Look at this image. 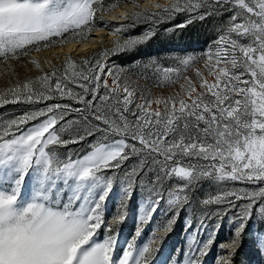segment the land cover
Masks as SVG:
<instances>
[{"label":"snow or ice","instance_id":"6c2138e0","mask_svg":"<svg viewBox=\"0 0 264 264\" xmlns=\"http://www.w3.org/2000/svg\"><path fill=\"white\" fill-rule=\"evenodd\" d=\"M143 6L0 0V65L17 77L0 89V106L53 101L0 120V264H205L213 249L216 264H252L253 250L264 256V0ZM178 13H194L175 25L181 29L219 15L218 35L200 55L177 56L171 66L144 64L158 86L179 85L146 95L132 79L136 71L108 58L146 43ZM145 23L152 27L142 35L128 34ZM105 31L111 47L79 61L69 53L60 66L45 61V71L31 56L65 45L85 51L91 33ZM32 69L36 75H23ZM203 180L219 191L200 201L206 211L181 262L162 251L163 240ZM137 187L135 232L118 247Z\"/></svg>","mask_w":264,"mask_h":264},{"label":"rangeland","instance_id":"374dc122","mask_svg":"<svg viewBox=\"0 0 264 264\" xmlns=\"http://www.w3.org/2000/svg\"><path fill=\"white\" fill-rule=\"evenodd\" d=\"M137 3L142 5L141 11L144 9V4L146 0H136ZM156 3H165L166 0H154ZM122 10L131 11L132 9L127 8V6H122ZM155 10V9H153ZM119 13H114L113 15H118ZM189 15H194V13H178L175 17H179L185 21ZM110 17V18H109ZM104 19H108L110 23H121L120 21H111V16H105ZM221 17L219 15L208 16L205 20H195L192 24L189 25V29L187 31L199 32L202 34L203 38H205L204 42L197 44H189L183 45L177 42V36L180 34L175 30V25L170 24L168 21L166 24H161L156 26L157 34L153 36L147 42L152 43H162L161 48L158 54H153L146 52L144 49H141L136 55L132 58L127 54L131 51L118 54L113 57L108 58V63L111 65L115 62L117 65H123L125 67L131 68L137 72V75L133 76L132 79L137 82L141 89L145 90V94H150L151 96H161L167 95L171 92L178 90L179 85L172 86H158L155 77L152 72H144L143 65L149 63L150 61H156L158 64L163 66H171L175 57L180 55L192 54L195 53L197 55L202 54L207 51L210 46H212V41L217 37L218 32L217 28L220 24ZM152 25L150 23H145L138 25L136 28L131 29L128 34L130 35H142L145 31H147ZM165 29H170V31H165ZM92 39L86 41L90 44L85 51L81 50H72V51H64L63 48L49 49L46 51H42L40 53L33 52L31 54L32 58L41 62L42 67L45 71L48 70V64L45 61H51L53 64L60 66L63 63L64 56L71 53L74 60L79 61L85 56H91L92 53L99 51L105 47H111L112 45V37L108 34V32H93L91 33ZM103 39V43H99V41ZM146 42V43H147ZM145 44V43H144ZM100 49L92 52L96 47ZM91 52V53H90ZM59 57V59H56ZM19 68V65L16 66ZM6 65H0V89L5 88L9 83L17 79L16 76H9ZM37 72L35 69H32L31 72H25L23 75H36ZM74 87V86H73ZM79 90V89H76ZM53 101L42 102L41 104H33L28 105L24 103L20 104H7L0 106V120L7 119L11 116L18 115L22 113L24 110L44 107L47 103H52ZM61 103L72 104L73 107H81V105L76 104L75 102L64 99L59 101ZM77 116L76 113H71L69 119H75ZM76 147V146H74ZM231 184V182H230ZM235 186L237 188L240 187H254L252 185H244L240 183H236ZM219 191L218 186L209 181L203 180L200 182V185L194 190V193L190 195L191 205L183 206L180 211L178 218L176 219L172 231L169 232L162 244V251L166 254L170 253L173 258H178L183 260V252L188 250V235L193 232L196 228V225L199 223V219L202 214L206 211L205 207L200 203L203 198H206L210 195H214ZM146 195V193L144 194ZM142 199V194L140 192L139 187L136 189L135 199L133 202L129 203L128 209V219L121 226L119 232L118 239V247H122L125 242L130 238L132 234L135 232L136 220L138 218L139 204ZM119 202V188L117 186L115 190V194L111 197L110 209L114 212L115 208ZM216 206H209V209H214ZM159 211V210H158ZM171 215V213H169ZM164 219L163 216L157 215L156 220L161 221ZM191 220L192 228H187L188 221ZM155 225H153L154 227ZM150 235V231L148 228H145V232L141 237V240L146 241L148 236ZM227 235V226L221 230L220 238L223 239ZM104 230L100 231V239H103ZM248 259L252 262V264H264V256L257 255L256 252L249 251L247 253ZM217 259V251L213 249V251L209 252V254L204 258L205 264H216ZM238 259H243V256L238 257Z\"/></svg>","mask_w":264,"mask_h":264},{"label":"trees","instance_id":"16d2710c","mask_svg":"<svg viewBox=\"0 0 264 264\" xmlns=\"http://www.w3.org/2000/svg\"><path fill=\"white\" fill-rule=\"evenodd\" d=\"M108 20V19H105ZM110 23V21H108ZM183 19L179 17H175L174 19L170 20V24L172 25H177L180 23H183ZM189 29V25L185 28H176L175 30L178 31L180 34L177 36V42L183 44V45H189V44H199L204 42L205 38H203L202 34L199 32H193V31H187ZM162 43H155L154 45L152 43H145L142 45L137 46L133 51L129 52L127 55L129 57H134L136 53H138L141 49H144L146 52L153 53V54H158L159 50L161 48ZM98 46L96 47L92 52H94L97 49H100ZM91 53V52H90Z\"/></svg>","mask_w":264,"mask_h":264},{"label":"bare ground","instance_id":"6f19581e","mask_svg":"<svg viewBox=\"0 0 264 264\" xmlns=\"http://www.w3.org/2000/svg\"><path fill=\"white\" fill-rule=\"evenodd\" d=\"M110 18V17H109ZM88 44V46H90V44L88 42H86ZM83 44H79V45H66L65 48H63L64 51H74V50H80L81 48H83Z\"/></svg>","mask_w":264,"mask_h":264}]
</instances>
